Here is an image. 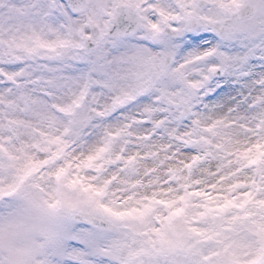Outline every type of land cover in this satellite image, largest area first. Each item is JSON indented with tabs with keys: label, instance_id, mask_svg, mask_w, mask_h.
<instances>
[{
	"label": "snow or ice",
	"instance_id": "obj_1",
	"mask_svg": "<svg viewBox=\"0 0 264 264\" xmlns=\"http://www.w3.org/2000/svg\"><path fill=\"white\" fill-rule=\"evenodd\" d=\"M33 185L118 264H264V0H0V200Z\"/></svg>",
	"mask_w": 264,
	"mask_h": 264
},
{
	"label": "rangeland",
	"instance_id": "obj_2",
	"mask_svg": "<svg viewBox=\"0 0 264 264\" xmlns=\"http://www.w3.org/2000/svg\"><path fill=\"white\" fill-rule=\"evenodd\" d=\"M31 187L32 192L19 194L20 189L12 186L9 191L17 194L15 199L0 200V207H18L10 216L0 214V249L9 248L17 257L16 264H38L36 258L44 247L49 264H118L112 249L129 238L126 225L113 220L116 230L84 229L69 217L68 208L56 203L60 200L58 189L53 188L45 197L41 195L45 189ZM79 207L98 212L86 203ZM52 230L56 239L46 243Z\"/></svg>",
	"mask_w": 264,
	"mask_h": 264
},
{
	"label": "water",
	"instance_id": "obj_3",
	"mask_svg": "<svg viewBox=\"0 0 264 264\" xmlns=\"http://www.w3.org/2000/svg\"><path fill=\"white\" fill-rule=\"evenodd\" d=\"M71 214L79 219V220H82L84 222H88V223H92V224H96V225H102V226H105V227H114L113 224H111L109 221H107L106 219L98 216V215H92V214H88V213H84V212H81L79 210H73L71 212Z\"/></svg>",
	"mask_w": 264,
	"mask_h": 264
}]
</instances>
